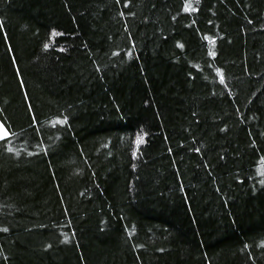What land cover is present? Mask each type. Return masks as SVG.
<instances>
[{
	"label": "trees",
	"instance_id": "trees-1",
	"mask_svg": "<svg viewBox=\"0 0 264 264\" xmlns=\"http://www.w3.org/2000/svg\"><path fill=\"white\" fill-rule=\"evenodd\" d=\"M0 122V264H264V0H0Z\"/></svg>",
	"mask_w": 264,
	"mask_h": 264
},
{
	"label": "snow or ice",
	"instance_id": "snow-or-ice-1",
	"mask_svg": "<svg viewBox=\"0 0 264 264\" xmlns=\"http://www.w3.org/2000/svg\"><path fill=\"white\" fill-rule=\"evenodd\" d=\"M45 47H47V45ZM0 128H2V125H0ZM6 135H7V133L4 132L2 135H0V138H3V136H6ZM139 142H142V139L141 140H138V143Z\"/></svg>",
	"mask_w": 264,
	"mask_h": 264
},
{
	"label": "rangeland",
	"instance_id": "rangeland-1",
	"mask_svg": "<svg viewBox=\"0 0 264 264\" xmlns=\"http://www.w3.org/2000/svg\"><path fill=\"white\" fill-rule=\"evenodd\" d=\"M2 127H3V126H2ZM4 132L7 133V131L3 128V130L1 131V134H0V135H2Z\"/></svg>",
	"mask_w": 264,
	"mask_h": 264
},
{
	"label": "bare ground",
	"instance_id": "bare-ground-1",
	"mask_svg": "<svg viewBox=\"0 0 264 264\" xmlns=\"http://www.w3.org/2000/svg\"><path fill=\"white\" fill-rule=\"evenodd\" d=\"M0 125H1V123H0ZM3 130V127L2 128H0V134H1V131Z\"/></svg>",
	"mask_w": 264,
	"mask_h": 264
},
{
	"label": "water",
	"instance_id": "water-1",
	"mask_svg": "<svg viewBox=\"0 0 264 264\" xmlns=\"http://www.w3.org/2000/svg\"><path fill=\"white\" fill-rule=\"evenodd\" d=\"M1 123V122H0ZM2 125V124H1ZM4 128V127H3Z\"/></svg>",
	"mask_w": 264,
	"mask_h": 264
}]
</instances>
